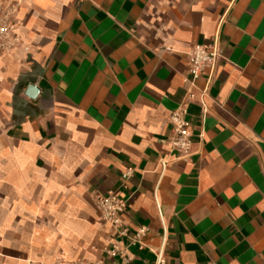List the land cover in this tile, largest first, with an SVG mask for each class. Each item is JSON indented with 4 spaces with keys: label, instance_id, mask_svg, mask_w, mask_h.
I'll return each mask as SVG.
<instances>
[{
    "label": "crops",
    "instance_id": "crops-1",
    "mask_svg": "<svg viewBox=\"0 0 264 264\" xmlns=\"http://www.w3.org/2000/svg\"><path fill=\"white\" fill-rule=\"evenodd\" d=\"M0 10L17 35L0 53V264L96 260L114 245L127 264H156L162 249L167 264H264V0ZM217 38L203 104L188 51ZM182 108L188 156L169 140ZM111 192L127 200L120 228L94 203Z\"/></svg>",
    "mask_w": 264,
    "mask_h": 264
},
{
    "label": "built area",
    "instance_id": "built-area-1",
    "mask_svg": "<svg viewBox=\"0 0 264 264\" xmlns=\"http://www.w3.org/2000/svg\"><path fill=\"white\" fill-rule=\"evenodd\" d=\"M17 41V35L14 32V25L11 22V13L0 10V53L8 51ZM189 66L188 75L185 80L191 83V91L198 88L199 80L205 78V87L200 91V100L203 104L204 97L207 96L210 84L214 78L217 63L221 58V48L218 44V38L209 44L194 45L188 51ZM193 94V93H192ZM193 97V96H192ZM187 110L182 108L172 116V134L169 138L172 149L182 153L183 156L190 154L193 144L191 123L186 118ZM131 177V169L123 173V179L128 180ZM126 186V183L123 187ZM94 203L100 212L104 223L114 228L122 226V216L127 211V200L120 192H111L109 194H97L94 197ZM126 230L122 231L125 234ZM145 229H139L133 237V243L142 244V237L145 235ZM156 264H167L164 250L156 253ZM131 260L126 257L124 250L114 245L106 251V257L102 259L89 260L85 258L75 259L64 264H127Z\"/></svg>",
    "mask_w": 264,
    "mask_h": 264
},
{
    "label": "water",
    "instance_id": "water-1",
    "mask_svg": "<svg viewBox=\"0 0 264 264\" xmlns=\"http://www.w3.org/2000/svg\"><path fill=\"white\" fill-rule=\"evenodd\" d=\"M38 88L34 85H30L28 90H27V95L30 96L31 98H35L38 94Z\"/></svg>",
    "mask_w": 264,
    "mask_h": 264
},
{
    "label": "rangeland",
    "instance_id": "rangeland-1",
    "mask_svg": "<svg viewBox=\"0 0 264 264\" xmlns=\"http://www.w3.org/2000/svg\"><path fill=\"white\" fill-rule=\"evenodd\" d=\"M100 213V212H99ZM101 221H102V219H101ZM100 244H102V240L100 241Z\"/></svg>",
    "mask_w": 264,
    "mask_h": 264
}]
</instances>
